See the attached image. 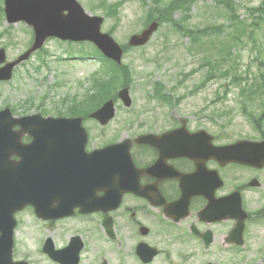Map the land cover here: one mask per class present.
Wrapping results in <instances>:
<instances>
[{
    "label": "flooded vegetation",
    "instance_id": "af4514ba",
    "mask_svg": "<svg viewBox=\"0 0 264 264\" xmlns=\"http://www.w3.org/2000/svg\"><path fill=\"white\" fill-rule=\"evenodd\" d=\"M183 101L156 99L154 109L124 117L130 121L118 126L117 142L153 135L155 143L133 141L137 166H113L108 180L95 178L97 168L86 166L83 155L62 153L60 163L51 164V149L58 151L52 146L65 132L49 130L37 151L35 135L42 130L32 124L23 138L33 144L30 162L16 170L26 166L22 190L39 205L15 213L14 263L264 264V157L226 160L209 152L211 144L264 140V113L243 116L251 130L230 140L225 122L214 131L206 114L182 113ZM46 105L33 106L31 114ZM83 118L91 152L99 148L95 133L103 134L112 121Z\"/></svg>",
    "mask_w": 264,
    "mask_h": 264
},
{
    "label": "rangeland",
    "instance_id": "374dc122",
    "mask_svg": "<svg viewBox=\"0 0 264 264\" xmlns=\"http://www.w3.org/2000/svg\"><path fill=\"white\" fill-rule=\"evenodd\" d=\"M80 1L86 10L92 14L105 16L104 32L113 29V36L122 44L128 43L130 35L144 27L145 11L149 6V3L144 6L141 0H127L128 2L123 4L121 12H119V17L115 18L105 15L104 8L106 7L104 4L106 3L104 0ZM107 1L112 3L118 0ZM235 1H237V10L241 15L240 18L244 20L243 22L231 20L224 5H217L216 0H197L192 4L193 16L184 21V25H190L194 29H204L212 25L211 27L216 32L219 31L218 25L233 23L226 29L230 34L225 40V44L230 45L234 52L230 61L233 68L229 76L218 77L220 73L216 72L215 78L205 88L196 91V86L202 83L210 69V66L206 65L205 62L206 57L212 52V45L218 50L225 44L219 42L206 44L204 39L198 40L196 43L189 35H183L184 32L172 24H163L149 43L139 48L133 47L124 55V62L131 66L136 76V85H134L131 93L134 108L128 111L120 101L118 102L117 117L106 128L105 133H95L98 137V146L121 138L122 130L119 131L118 126L130 121L124 118L125 116L138 114L142 108H147V110L155 108L156 102L147 99L152 90L151 81H162L168 87L177 85L175 96L184 98L180 106L181 112L201 113L204 110L206 126L214 129V131L217 129L213 125L222 124L224 120L215 118L216 123L212 122L210 120L213 117L212 113L232 109L234 115L241 114V103L238 99L236 85L230 87L231 90L224 99L219 98V96H224V85L236 72L238 75H245V72H248L250 85L256 84L258 75L261 71L264 72V16H252L249 11V8L258 6L262 0ZM0 13H4L3 8H0ZM181 14L184 16V13L177 11L176 17L180 18ZM22 24L11 25L5 18L0 20V34L4 33V35H0V45L11 40L15 44L8 49V59H15L14 57L18 55L19 51L28 47L29 29H23L26 26L24 25L22 28ZM202 36H206V31ZM93 47L92 44H88L81 51L73 43L49 40L46 44V49L50 50L46 55L47 64L37 70L35 67L37 60H35V64L19 67L11 83L0 85V106L7 102L17 104L24 99L41 98L44 94H49L53 101H58L68 93L76 92L83 95L90 86L92 74L100 69L101 60L91 58L60 60L58 55L66 56V49H69L68 52L71 55L77 54L84 57L92 52L90 50H93ZM146 81L148 83H145ZM58 82L63 83V85L57 86ZM90 107L92 106L88 108ZM248 130L250 131L251 128L242 117L238 116L232 121V129H228V132L236 133L237 131ZM130 131L135 132L136 128L133 126Z\"/></svg>",
    "mask_w": 264,
    "mask_h": 264
},
{
    "label": "water",
    "instance_id": "95a60500",
    "mask_svg": "<svg viewBox=\"0 0 264 264\" xmlns=\"http://www.w3.org/2000/svg\"><path fill=\"white\" fill-rule=\"evenodd\" d=\"M10 5L16 4L17 7L8 8L11 16H25L30 8L35 7V12L39 13L34 18L38 39L40 45L48 33H55L59 36H68L73 39L91 38L97 34L102 36L98 44L107 54H110L120 60L123 49L109 35H101L99 33L102 18L90 17L85 14L82 7L76 0H9ZM41 8V10L39 9ZM44 8V9H43ZM43 9V10H42ZM64 9H68L70 13L64 15ZM158 23L152 24L147 30L140 35L132 38V44L145 43L152 33L156 30ZM124 98H128V91L122 92ZM130 103V101H128ZM113 115L112 103H109L100 114ZM107 119H104L105 122ZM78 123L80 120H76ZM57 129H62L58 127ZM14 138L10 135L8 127H0V217L5 218L12 216L18 207H22L28 203L24 197L16 200V178L13 173V161L11 156L14 152ZM263 144V143H260ZM85 147V138L82 148ZM92 156L96 159L98 166V179L106 177V173L110 171L108 166H135L130 154V142L128 140L107 146L103 149L95 151ZM23 192H19L22 194ZM6 236L11 239L12 232L9 231Z\"/></svg>",
    "mask_w": 264,
    "mask_h": 264
},
{
    "label": "trees",
    "instance_id": "16d2710c",
    "mask_svg": "<svg viewBox=\"0 0 264 264\" xmlns=\"http://www.w3.org/2000/svg\"><path fill=\"white\" fill-rule=\"evenodd\" d=\"M197 0H190L189 3L187 5L184 4H179V7L184 6V10H188L191 9V4L192 2H195ZM218 3L220 4H224L227 7V15L231 20H237L240 22H243L244 20L240 18V14L237 12V4L235 3V0H217ZM264 3V2H263ZM176 8V2L175 1H170L168 4L164 5V8L162 10V12L160 13V20L161 21H168V22H172L175 26L177 27H181L182 25V18L181 19H176L173 15L174 9ZM250 14L252 16H259L262 17L264 16V6L263 4H261L260 6L256 7V8H249ZM186 18V16H185ZM184 19V18H183ZM264 19V18H263ZM185 29V34L187 35H192L193 31L189 28H187L186 26H184ZM212 35V33H210V36ZM221 35V34H220ZM208 40V38L206 39ZM210 40V38H209ZM212 40V38H211ZM214 41V40H212ZM230 54H228L227 52H221V51H216L215 53H212L211 55L206 57V64L210 65L211 69L209 70L210 73H212V75H215V71L219 70V73L221 77L224 76H229V74L231 73V66L229 65V62L231 60V58L229 57ZM127 66H123L120 69H126ZM219 68V69H218ZM113 72H118L119 69L114 67L113 69H111ZM246 74H248V72H246ZM212 75H209L206 77V81H209L210 78L212 77ZM125 76H128V73H125ZM235 75L232 79V81H236L237 83L241 84L244 83V85L241 88V92L243 94H245V97L248 99H261L264 102V72L261 71L260 74L258 75V81L256 84L253 85H249V81L248 80H243L244 76L240 75V78ZM241 80V81H240ZM118 83H122L125 84L127 83L124 82L121 78L120 75L117 73H113L112 74V78H111V86L112 89L115 88L117 86ZM159 84V83H158ZM111 91V88L109 86H105L102 88V92L104 94H107L108 92ZM264 106V103H262Z\"/></svg>",
    "mask_w": 264,
    "mask_h": 264
}]
</instances>
